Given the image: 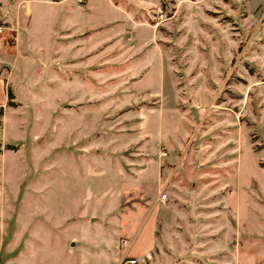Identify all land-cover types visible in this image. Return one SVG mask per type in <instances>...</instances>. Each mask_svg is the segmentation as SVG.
<instances>
[{
  "label": "rangeland",
  "instance_id": "rangeland-1",
  "mask_svg": "<svg viewBox=\"0 0 264 264\" xmlns=\"http://www.w3.org/2000/svg\"><path fill=\"white\" fill-rule=\"evenodd\" d=\"M0 25V264H264L259 5L0 0Z\"/></svg>",
  "mask_w": 264,
  "mask_h": 264
},
{
  "label": "crops",
  "instance_id": "crops-1",
  "mask_svg": "<svg viewBox=\"0 0 264 264\" xmlns=\"http://www.w3.org/2000/svg\"><path fill=\"white\" fill-rule=\"evenodd\" d=\"M251 2H253L256 5H259L260 8H262L264 10V0H251ZM77 52H76V47L74 46L72 51H71V61H69V74H70V79L69 81L71 83H73V85H75V88L72 92V94H70V99L73 101H77L80 100L82 98L88 99L91 98L93 96V91L92 88L90 86H88L87 81H80L78 80V72L80 71H84V76L86 78H89V74H90V70H88V68L92 65V60L91 59H86V61L80 63L78 62V58H77ZM102 67L106 68V75H104V78L110 77V73L108 72L109 70L107 69V67L111 66L108 64V60H104L103 62H101ZM108 70V71H107ZM123 75V74H122ZM125 75V72H124ZM109 79V78H108ZM106 79V80H108ZM112 82V81H111ZM107 83V82H106ZM80 84H84V87L82 88L83 91H80ZM107 91V90H106ZM101 91V97H107L106 92ZM7 96H6V83L4 81V79L0 76V106H4L5 102H6ZM153 221V220H152ZM151 219H149V221H146L143 226L140 228L139 230V235L135 237V240L133 242V244H131L130 248H129V252L132 256H138L141 257L143 255H146L149 250L153 247L154 244V240L151 236ZM141 234H145V242L144 244H141L140 246H138L137 244V239L141 236Z\"/></svg>",
  "mask_w": 264,
  "mask_h": 264
},
{
  "label": "built area",
  "instance_id": "built-area-1",
  "mask_svg": "<svg viewBox=\"0 0 264 264\" xmlns=\"http://www.w3.org/2000/svg\"><path fill=\"white\" fill-rule=\"evenodd\" d=\"M5 31V28L3 26L0 25V34H2L3 32ZM166 196L163 195V198H165ZM135 260L134 259H131V260H128L127 261V264H130V263H134Z\"/></svg>",
  "mask_w": 264,
  "mask_h": 264
},
{
  "label": "trees",
  "instance_id": "trees-1",
  "mask_svg": "<svg viewBox=\"0 0 264 264\" xmlns=\"http://www.w3.org/2000/svg\"><path fill=\"white\" fill-rule=\"evenodd\" d=\"M8 97H9L10 99H12V94H11V92L8 93ZM9 103H11V102H9Z\"/></svg>",
  "mask_w": 264,
  "mask_h": 264
}]
</instances>
